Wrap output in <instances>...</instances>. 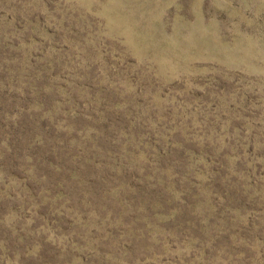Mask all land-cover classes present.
I'll use <instances>...</instances> for the list:
<instances>
[{"label": "rangeland", "instance_id": "374dc122", "mask_svg": "<svg viewBox=\"0 0 264 264\" xmlns=\"http://www.w3.org/2000/svg\"><path fill=\"white\" fill-rule=\"evenodd\" d=\"M0 264H264V0H0Z\"/></svg>", "mask_w": 264, "mask_h": 264}]
</instances>
